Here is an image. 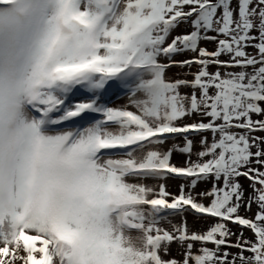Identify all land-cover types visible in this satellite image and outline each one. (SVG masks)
Returning <instances> with one entry per match:
<instances>
[{
	"label": "snow or ice",
	"instance_id": "snow-or-ice-1",
	"mask_svg": "<svg viewBox=\"0 0 264 264\" xmlns=\"http://www.w3.org/2000/svg\"><path fill=\"white\" fill-rule=\"evenodd\" d=\"M181 24L191 30L172 35ZM172 67L191 79L167 78ZM120 90L126 105L100 102ZM254 115L264 117V0H0V264H264ZM174 137L183 144L162 150ZM169 177L186 183L146 182ZM187 213L214 223L192 230Z\"/></svg>",
	"mask_w": 264,
	"mask_h": 264
},
{
	"label": "rangeland",
	"instance_id": "rangeland-1",
	"mask_svg": "<svg viewBox=\"0 0 264 264\" xmlns=\"http://www.w3.org/2000/svg\"><path fill=\"white\" fill-rule=\"evenodd\" d=\"M190 30H191L190 24H181L175 29V31L172 33V35H177V34L184 33V32L190 31ZM201 46L207 47L209 50L215 49V43H213L211 41H201ZM191 55H193V54L192 53H182L180 55H177L175 57V59L177 61H179V60H183L187 57H190ZM161 59L163 60V58H161ZM194 68H195V66H194ZM187 71L188 70L184 69V68L172 67L166 71L165 75L169 79H175V78H180V77L191 79V76L187 75ZM112 83H113L112 81L109 82V84H112ZM79 87L80 86H77V88H79ZM106 87H108V86L106 85ZM101 91L103 92V90H101ZM181 91L182 92H188V91H190V89L185 88V89H181ZM85 92H86L85 89H80V92L77 93V95L75 97H73L70 94V100L66 101V103L75 102L76 99L83 98V93H85ZM88 95H91V94L89 93ZM100 102L108 103L109 106H114V107L120 106V105H126L128 103L127 90H120L118 93L109 92L104 97V99ZM92 115L99 118V114H92ZM261 118H264V117L255 116V115L253 116V119H261ZM192 119H197V117L187 118L185 122H190V120H192ZM80 124L82 126H84V125H86V121H81ZM66 126H68V125H66ZM207 135H210V134H207ZM255 135L264 136V132H257V133H255ZM193 139L195 142L194 151H198L199 150V143L198 142H199L200 137L194 136ZM177 144H179V145L183 144V138L182 137H174L172 139H169L164 145L161 146V148H162V150H165V149L171 148L173 145H177ZM193 159H195L194 156H193ZM183 162H184V157L179 152H176L173 154L172 163L182 164ZM146 182L149 185H154L157 183H166L169 191H171V192H178L180 184L186 183L185 180L177 179L175 177H169L166 180H161V181L148 180ZM240 183L243 185V189L245 190V199H247L249 193L252 194V188L250 187V182L246 178L240 177ZM210 187H211V181L210 180L204 181V182H201L197 185L195 191L200 192V191H202L206 188H210ZM257 187H259V185H257ZM254 207H257V205L256 204L254 206L252 205L251 210H248V208L242 206L239 210L240 214L242 216L252 217V216H254ZM257 210H258V208H257ZM186 215H187V223H188L190 229H192V230H203V229L207 228L210 224L214 223V220L211 218H209V219L199 218L198 219L192 213H187ZM169 219H171L173 223H179L181 218L179 216H173V217H170ZM162 227L169 228L170 225L165 221V222H162ZM229 228L237 234H239L242 231V229L239 226H237L235 224H231V223L229 224ZM131 234L137 235L138 233L132 232ZM243 236L245 238H248V239H254L255 238L253 236L252 232L249 231L248 229H243ZM235 239H236V236H233L232 240L235 241ZM208 246L211 247V245H208ZM181 252H182V249L180 248V246L177 243H172L170 245V247H169L170 256L176 257L177 259L182 260Z\"/></svg>",
	"mask_w": 264,
	"mask_h": 264
},
{
	"label": "trees",
	"instance_id": "trees-1",
	"mask_svg": "<svg viewBox=\"0 0 264 264\" xmlns=\"http://www.w3.org/2000/svg\"><path fill=\"white\" fill-rule=\"evenodd\" d=\"M209 35H215V33H209ZM215 47H216V45H215ZM249 52H254L255 51V49H253V48H248L247 49ZM221 59H227V57L226 56H224V57H221ZM260 136V135H259ZM249 195H250V193H249ZM248 195V196H249ZM253 206L255 205V203H253L252 204ZM258 210H257V207H254V214L257 212ZM255 239V238H254ZM229 251L230 252H232V253H236L237 252V249L236 248H231V249H229ZM245 255H248V253H245Z\"/></svg>",
	"mask_w": 264,
	"mask_h": 264
}]
</instances>
